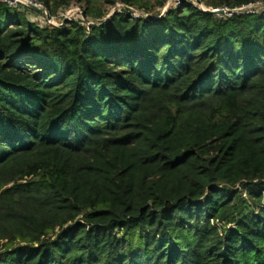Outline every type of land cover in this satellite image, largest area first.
<instances>
[{
    "label": "trees",
    "instance_id": "obj_1",
    "mask_svg": "<svg viewBox=\"0 0 264 264\" xmlns=\"http://www.w3.org/2000/svg\"><path fill=\"white\" fill-rule=\"evenodd\" d=\"M117 1L0 0V264H264V7Z\"/></svg>",
    "mask_w": 264,
    "mask_h": 264
},
{
    "label": "rangeland",
    "instance_id": "obj_2",
    "mask_svg": "<svg viewBox=\"0 0 264 264\" xmlns=\"http://www.w3.org/2000/svg\"><path fill=\"white\" fill-rule=\"evenodd\" d=\"M185 0H168L165 8L164 9H160L159 7H153L151 13H147L145 11V9H143V7H139L137 5L133 6V7H127L126 5H124L122 2H120L119 0L117 1V3L115 5H106L104 8H106L108 10V12L110 13L105 21H108L109 18L111 16H113L116 12L121 11L122 9H130V12L132 14H134L135 16H139V15H146V17H150L152 18V16H154L155 18H158V16L164 15L167 10L169 9V7L174 6L176 3L178 2H183ZM199 2H201L200 7L204 10V11H210V12H220V11H225L226 12V8H219V9H215V8H211L208 6V0H197ZM140 2L142 4H145L146 2H151V4L155 5L154 1H150V0H140ZM85 7H86V3L85 0H73L72 5L69 9L67 10H59L58 14L56 16H54V25L55 26H59L61 27L64 22L66 21V25L68 21L71 20H87L86 17V12H85ZM161 12V14H160ZM49 13V12H48ZM50 14V13H49ZM223 14V13H222ZM226 14V13H225ZM217 16H222L221 14H214ZM223 17V16H222ZM30 20L35 22L36 24L45 27V26H53L52 24L49 23V21H46V19L41 15V16H31ZM88 24V23H87ZM89 24L93 25V21L89 20Z\"/></svg>",
    "mask_w": 264,
    "mask_h": 264
},
{
    "label": "built area",
    "instance_id": "obj_3",
    "mask_svg": "<svg viewBox=\"0 0 264 264\" xmlns=\"http://www.w3.org/2000/svg\"><path fill=\"white\" fill-rule=\"evenodd\" d=\"M1 1L8 2L14 8H21L23 10L24 9H30V10L38 13L39 14L38 16L42 15L46 19V21H49L50 24L55 26L54 22H53L55 17H51V19L48 18V16L50 14L48 13L45 6L40 2V0H11V1L1 0ZM191 1H195L196 5H199V1H197V0H191ZM178 3H181V2H178ZM263 7H264V3L256 2V3H252V4L246 5L244 7L238 8V9L230 10V9L226 8V12L223 10L222 11L223 14H221V15L231 17L236 13L255 14V13L259 12ZM35 9L41 10L43 12L42 13L37 12ZM55 27H59V26H55Z\"/></svg>",
    "mask_w": 264,
    "mask_h": 264
},
{
    "label": "water",
    "instance_id": "obj_4",
    "mask_svg": "<svg viewBox=\"0 0 264 264\" xmlns=\"http://www.w3.org/2000/svg\"><path fill=\"white\" fill-rule=\"evenodd\" d=\"M6 1H11V0H6ZM201 4V2H199V5ZM37 12H40V13H42L43 11H41V10H38V9H35ZM207 12H209V13H212V14H222L223 12L222 11H220V12H215V13H213V12H210V11H207ZM48 18L49 19H51V16L49 15L48 16ZM86 18V17H85ZM62 28H65L66 27V21L64 22V24L61 26Z\"/></svg>",
    "mask_w": 264,
    "mask_h": 264
}]
</instances>
